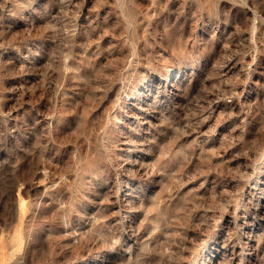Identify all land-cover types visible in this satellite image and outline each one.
Returning a JSON list of instances; mask_svg holds the SVG:
<instances>
[{
	"label": "rangeland",
	"instance_id": "rangeland-1",
	"mask_svg": "<svg viewBox=\"0 0 264 264\" xmlns=\"http://www.w3.org/2000/svg\"><path fill=\"white\" fill-rule=\"evenodd\" d=\"M0 264H264V0H0Z\"/></svg>",
	"mask_w": 264,
	"mask_h": 264
}]
</instances>
